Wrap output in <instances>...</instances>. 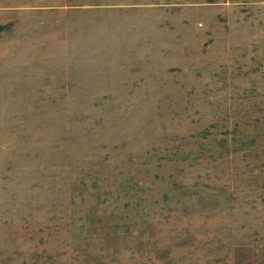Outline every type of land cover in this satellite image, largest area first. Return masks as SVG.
<instances>
[{
	"label": "rangeland",
	"instance_id": "1",
	"mask_svg": "<svg viewBox=\"0 0 264 264\" xmlns=\"http://www.w3.org/2000/svg\"><path fill=\"white\" fill-rule=\"evenodd\" d=\"M0 264H264V0H0Z\"/></svg>",
	"mask_w": 264,
	"mask_h": 264
}]
</instances>
